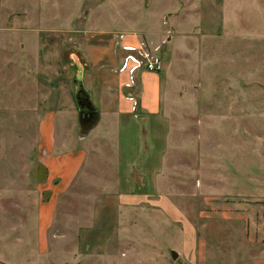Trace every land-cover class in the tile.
<instances>
[{"label": "rangeland", "instance_id": "1", "mask_svg": "<svg viewBox=\"0 0 264 264\" xmlns=\"http://www.w3.org/2000/svg\"><path fill=\"white\" fill-rule=\"evenodd\" d=\"M27 4L0 10V264H257L264 0H67L63 14L74 16L63 39L40 31L48 20H27ZM101 30L162 57L165 154L120 172L95 162L65 191L46 189L41 76L58 85L64 67L87 71L88 36ZM132 86L136 112L134 93L146 90Z\"/></svg>", "mask_w": 264, "mask_h": 264}, {"label": "crops", "instance_id": "2", "mask_svg": "<svg viewBox=\"0 0 264 264\" xmlns=\"http://www.w3.org/2000/svg\"><path fill=\"white\" fill-rule=\"evenodd\" d=\"M24 1L29 5L27 20L41 18L43 22L48 20L49 25L54 24L47 28L38 26L40 31L52 32L61 39L72 34V30L65 27V22L74 14H63L67 0H0V10L14 9ZM40 4L47 7L40 11L33 9ZM26 30L39 31L29 25ZM88 37L91 43L85 49L87 71L80 62V73L63 68L64 74L58 85H53L52 79L45 74L39 82L46 93L47 113L40 124L39 139V158L47 171L46 189L63 186L61 190L65 191L80 176L86 175L95 162H113L117 164L113 168L120 172L128 169L124 163L144 161L147 155L158 157L165 154L166 144L161 139L162 124L158 115L160 73L136 74L135 82L143 84L146 92L142 91L141 95L134 93L138 102L135 112L133 102L128 98L129 90L135 85L132 86L129 74L121 70L126 54L123 46L115 35L106 31L101 30ZM129 38L126 43L132 45ZM78 94H81L79 99ZM77 100L81 104L91 103L95 112L92 123H82L84 108L78 105ZM72 121L81 126L82 133L76 137L70 133ZM261 255L257 264H264V253Z\"/></svg>", "mask_w": 264, "mask_h": 264}, {"label": "built area", "instance_id": "3", "mask_svg": "<svg viewBox=\"0 0 264 264\" xmlns=\"http://www.w3.org/2000/svg\"><path fill=\"white\" fill-rule=\"evenodd\" d=\"M151 49L146 41L141 42L137 47H123L126 54L123 57L121 70H127L131 84L135 83L137 73H161L164 70L162 57Z\"/></svg>", "mask_w": 264, "mask_h": 264}, {"label": "water", "instance_id": "4", "mask_svg": "<svg viewBox=\"0 0 264 264\" xmlns=\"http://www.w3.org/2000/svg\"><path fill=\"white\" fill-rule=\"evenodd\" d=\"M80 97H81V94H78L77 99H79ZM77 103L80 107H82V108L86 107L87 108V112H85V111L81 112L82 123L83 124L92 123L95 119V112L93 111L91 103L88 102L86 104H81L79 102V100H77ZM171 254H172L173 259H177L178 254L175 251H172Z\"/></svg>", "mask_w": 264, "mask_h": 264}, {"label": "flooded vegetation", "instance_id": "5", "mask_svg": "<svg viewBox=\"0 0 264 264\" xmlns=\"http://www.w3.org/2000/svg\"><path fill=\"white\" fill-rule=\"evenodd\" d=\"M83 104V103H82ZM86 107H84V111L87 112V109H85Z\"/></svg>", "mask_w": 264, "mask_h": 264}]
</instances>
